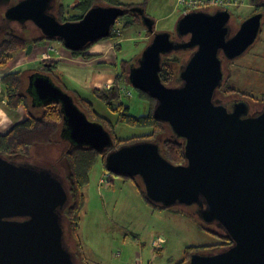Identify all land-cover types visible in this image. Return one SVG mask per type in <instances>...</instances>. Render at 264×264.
Masks as SVG:
<instances>
[{
    "label": "water",
    "instance_id": "obj_1",
    "mask_svg": "<svg viewBox=\"0 0 264 264\" xmlns=\"http://www.w3.org/2000/svg\"><path fill=\"white\" fill-rule=\"evenodd\" d=\"M53 1L20 0L5 16L32 22L38 39L59 41L69 51L109 37L128 11L138 12L150 34L126 77L155 100L153 116L182 139L184 163L167 160L156 141L141 140L107 152L106 171L138 177L148 202L164 209L195 205L200 222L231 241L218 251L190 253L186 264H264V104L250 113L246 99L215 97L224 78L222 57L234 59L254 43L263 13H252L231 34L228 9H189L176 25L177 37L186 39L174 40L168 32H154L152 19L137 6L98 4L79 20L61 22L49 13ZM31 48L27 44L25 51ZM182 50L192 51L178 69L180 83L166 85L159 76L162 57ZM28 90L37 102L59 104L62 133L71 144L98 151L112 144L109 132L48 74L31 75ZM67 202L63 181L50 168L0 155V264H74L60 215Z\"/></svg>",
    "mask_w": 264,
    "mask_h": 264
},
{
    "label": "rangeland",
    "instance_id": "obj_2",
    "mask_svg": "<svg viewBox=\"0 0 264 264\" xmlns=\"http://www.w3.org/2000/svg\"><path fill=\"white\" fill-rule=\"evenodd\" d=\"M121 1L123 3H140L145 1L143 10L153 21V31L168 32L172 34V38L176 40L178 39L176 35L177 22L181 15L189 10L179 3L180 0ZM63 2L65 4L64 16H67L69 12L72 11L75 0H63ZM253 2V0H217L216 3L209 4L204 9L208 11H214L222 7L228 9L231 14L230 33L232 34L237 30L239 24L251 15V11H253ZM56 10V8L53 10L54 14L57 13ZM262 20H264V17ZM116 24L115 27L120 31V23L116 22ZM33 32V37L41 36L38 29H35ZM149 39L150 34H148L144 23L139 20L131 27L123 28L121 37L117 40L110 37L100 39L96 42L99 44L96 45L93 50L104 51L107 49L108 43L114 44V46H112L114 48L113 62L116 64V67L114 66L116 71L121 69L122 60L129 61L133 59V61L131 60L126 66L127 73L129 65L135 63L134 60L139 56ZM115 42L120 45L119 48H116ZM96 43L92 44V46ZM37 44L42 47H53L52 50L48 51L55 52L54 47L64 49L62 44L56 40L46 39ZM37 44L35 43L34 45L36 46ZM18 51L24 52L26 54L25 56L29 58L34 56L36 52V50H32L27 53L22 49L15 51L6 69H8L11 64L17 62L18 58L22 57V55H16ZM67 51L72 56V51ZM191 51L192 50H188V53L190 54ZM111 52L113 54V49H111ZM189 54H184V57H180L182 62H180L178 69ZM167 56L173 59V57L180 56V53L172 52ZM25 60H28L29 64H23L20 68H17V70L24 72L21 85L22 92L30 95L28 90L30 76L39 72L38 69L41 64H38L39 61L36 60ZM53 60V58L49 59V57H47L40 61L50 65L56 63V61ZM2 69H4V67ZM115 70H113V73ZM222 70L224 75L223 81L227 76L231 87L243 93L248 92L253 96L254 102L246 99L249 112L254 113L259 111L264 104V28L259 32L254 43L240 56L234 59L222 57ZM61 72L63 82L68 89L78 90L81 95L89 98L98 112L109 116L111 119L115 117L114 113L110 111L108 114L107 106L91 92L92 88L105 90L113 85V81L105 86L100 85L93 87L94 84H91L90 87H92L87 89L88 84L84 81L82 82V80L85 78L88 79V77H86L88 74L85 73L83 68L64 64L61 68ZM74 73L77 74L79 79L74 78ZM179 83L178 81L176 85ZM120 88L122 90L120 101L129 106L130 113L135 115L147 113V103L139 98L137 91L128 84V80L126 84L122 85ZM125 91H129L131 95L127 96ZM3 94L4 93H2V95ZM215 94L216 98H219L222 102H229L230 100L241 98L235 94H231L227 97L221 94L218 95L219 93ZM30 96L32 97V95ZM32 102L35 103V100ZM164 129L166 130L167 127L164 126ZM1 131L5 132L7 130L2 129ZM146 132H148L147 129L115 124L113 133L117 138L126 139ZM56 138V142L49 145H33L30 148L28 156L15 157L12 161L16 163H28L40 167H51L50 164L58 162V159L62 156L68 144V137L64 133L60 132ZM162 139V134H158L157 142H160ZM99 164L100 160H97L91 169L90 177L91 175L93 176L94 172L99 168ZM64 174V171L61 169V172H59L60 178L66 183ZM105 177L108 178V181H103ZM110 178H112L113 182L115 181V185L119 180H122V182H128L133 186L131 181L111 176L105 171L99 179V182L101 179L103 181L100 185L102 187L105 185L108 186L111 183ZM116 188L117 187H115V191H106V195L104 193L103 203H101L102 201L99 199L96 191L90 190L88 200L85 199L80 218V220L83 221L85 230L83 232L82 228L79 230L82 253L77 251L76 242L71 240V237H68L67 223L62 218L63 239L67 246H69L71 252L74 253L77 251L80 253L83 264H174L184 256V251L189 246L208 245L216 242L215 236L201 230L196 223L177 212L181 211L186 214L196 215L194 214L196 210L195 205L176 204L172 206L174 211L172 208L171 210H152V208H149L147 205L140 203L138 200H134L126 186L119 189ZM133 188L135 187L133 186ZM147 207L149 209H147ZM76 264H81V262L77 259Z\"/></svg>",
    "mask_w": 264,
    "mask_h": 264
},
{
    "label": "trees",
    "instance_id": "obj_3",
    "mask_svg": "<svg viewBox=\"0 0 264 264\" xmlns=\"http://www.w3.org/2000/svg\"><path fill=\"white\" fill-rule=\"evenodd\" d=\"M253 1V11H251V14L254 12H262L264 17V0ZM144 2L123 3L121 0H75L72 11L69 12L67 16H64L65 4L63 0H55L57 19L61 22L79 20L92 6L98 4L114 5L126 8L137 6L140 9H144ZM195 8H205V6L203 4H199L196 5ZM141 19V16L136 11L126 12L123 16L116 20V22L120 23V31L116 32L114 30L115 25H117L115 22L109 37L116 40L119 39L121 37L123 28L131 27L135 24V22H138L139 20L141 21ZM262 28H264V20H262L261 29ZM6 37L7 40H5L0 45V69L5 67L7 62L12 58V54L15 51L24 49L26 43L19 37ZM43 40H46V38L42 37L40 39L34 40L33 42L39 43ZM92 44L88 45L82 50L72 51V56L77 58L81 57L82 59L91 58L93 54L87 53V50ZM115 45L116 48H119L120 46L118 43ZM178 53H180V56L173 57L174 60L167 55L162 57L159 76L161 81L166 85H174L179 81L177 69L180 62H182L180 57H184V54H189L187 50L178 51ZM131 60L133 61V59H130L129 61H121L122 67L116 72L113 85L111 87L105 90L99 88L91 89V92L94 94V96L99 98L107 106L108 114L109 111L114 113L115 117L113 119L103 113L98 112L94 108L92 101H90L89 98L81 95L78 90L68 89L65 84L59 80V77L55 73L57 62L50 64V71H53L54 73L53 79L55 83L60 85L64 91H67L71 95L75 104L86 114L88 119L100 123L104 129L109 132L112 138V144L101 151L86 146H76L67 140V147L63 151L62 156L58 159V162L50 164L51 167L46 166L47 168L52 169L58 175L61 169L65 173L66 183L63 182V184L68 193V202L63 210H61L60 215L67 223L69 233L74 242H76L77 251L80 253L82 252L78 231L82 208L85 203V194L83 189L90 182L91 169L97 160H100L104 171L107 174L119 177L106 171L104 167V158L107 152L114 150L123 144H128L135 141L149 140L157 142L158 134H162L163 139L160 142H157L161 154L173 164L184 163L182 139L175 136L167 124L159 121L153 116L152 110L155 100L152 97L143 91L135 89L139 95V98L143 99L148 106L147 113L139 115L130 113L129 106L126 103L120 101V96L122 95V90L120 87L125 85L127 82L126 66ZM43 63L44 62H40L41 65ZM44 71L48 72L47 69ZM22 76L23 72L21 70L9 71L0 76L1 88L5 93L6 107L9 110L17 111L18 107L23 106L25 110V116L23 119L13 123L7 131L3 133L0 132V155L10 160L15 157L28 156L30 148L33 145H49L56 142V136H58V134L62 132L63 129L62 114L59 104L55 102L43 103L37 102L35 100L33 105L32 101L34 99H32L30 95L23 93L21 90V85L23 82ZM216 93H219L218 95L221 94L224 97L235 94L243 99L254 102V98L250 93H243L242 91L231 87L229 85V79L227 76L225 77L222 84L217 88ZM115 124H122L132 128L147 129L148 132L138 136L121 139L117 138L113 133ZM164 126L167 127L166 130L164 129ZM119 178L131 181L142 200L146 203V205L150 206L152 210H165L158 204H152L148 202L144 196L143 186L138 177ZM168 210H171V208ZM177 212L178 214L184 215L186 218H189L191 221L196 223L201 230L215 236L216 242L208 245H199L194 247L189 246L185 249L184 256L174 264H186L189 255L192 252L218 251L231 244L228 236L221 229H218L212 225L203 224L196 215L186 214L181 211Z\"/></svg>",
    "mask_w": 264,
    "mask_h": 264
},
{
    "label": "crops",
    "instance_id": "obj_4",
    "mask_svg": "<svg viewBox=\"0 0 264 264\" xmlns=\"http://www.w3.org/2000/svg\"><path fill=\"white\" fill-rule=\"evenodd\" d=\"M215 1L217 2V0ZM129 3H134V2H129ZM207 5L209 4H206L204 6L206 7ZM98 44L96 43L93 46L91 45L90 48L87 50V53L93 54V56L87 60H83L77 57H72L70 53L63 46L62 47L64 49L54 47V50H55L54 52V51H48V50H52L53 47H49V46L42 47V46H39V44H37L36 46L33 45L30 51L36 50L34 56H31V58H29L28 56H25L26 54L24 52H19V51L16 52L17 53L16 55H22V57L18 58L17 62L11 64V66L8 69H6L9 63L8 61L4 69L0 70V76L6 72L17 70V68H20L23 64H29V61L25 59L40 61L44 58V56H47L49 57V59L53 58L54 59L53 61L57 62L56 74L59 77L60 81L63 82L61 68L64 66V64H70V65L83 68L85 73L88 74L86 76L88 77V79L85 78L82 80V82L84 81L86 84H88L87 89H90L92 87V86L90 87L91 84H94L93 87H97L100 85L105 86L106 84L112 83L114 79V75L118 71L114 69V66L116 67L115 62H113L114 48L112 46H114V44L108 43V47L104 51L103 50H99V51L93 50L94 47H96V45ZM111 49H113V54L111 52ZM40 62H38V64ZM113 70H115L114 73H113ZM74 78L79 79L76 73H74ZM2 93L4 92L1 88V83H0V131L2 129L8 130L13 123L23 119V117L25 116V110L23 106L18 107L17 111H12L7 108L5 104V93L3 95ZM1 132H4V131H1ZM98 167L99 168L96 170V172H94V175L93 176L91 175L90 183L85 187V190H84L85 191L84 194L86 196L85 199L88 200L90 196V190L96 191L97 195L99 196V199L102 201L101 203H103L104 193L106 195V191H115V187H117L116 189H119V188L126 186L127 190L129 191L130 195L134 198V200H138L140 203L146 205L145 202L140 197L137 190L133 188V186H131L128 182H122V180H119V182H117L115 185L114 184L115 181L113 182L112 178H110L111 184L108 186L104 184L105 186L102 187L100 185L103 182L102 179L99 182V179L102 177L104 173V168L101 162ZM95 182H96V185H95ZM148 207L150 208V206ZM148 207L147 209H149ZM80 228H82V232L85 230L82 220H80L79 230ZM78 236H79V231H78ZM79 240H81L80 236H79Z\"/></svg>",
    "mask_w": 264,
    "mask_h": 264
},
{
    "label": "flooded vegetation",
    "instance_id": "obj_5",
    "mask_svg": "<svg viewBox=\"0 0 264 264\" xmlns=\"http://www.w3.org/2000/svg\"><path fill=\"white\" fill-rule=\"evenodd\" d=\"M18 1L20 0H0V45L7 40L6 36L9 37H19L21 40H24L25 43V47L22 50H25L27 44H32V46L35 44L33 41L38 39V37H33L32 35L34 34V30L37 29L32 22L30 21H25V22H18V21H14L11 19H8L5 14L7 9L16 4ZM56 8V4H55V0L52 2V7L49 9V13H53V10ZM56 13V12H55ZM55 17L57 18V13L54 14ZM116 26V25H115ZM186 39V37H182V38H178L177 40H184ZM176 40V39H174ZM40 62V61H39ZM40 64V63H39ZM48 70L44 71V70ZM50 65L47 63H43L41 66H39V73L40 72H45L46 74L49 75V77L52 79V81L55 83L53 77H54V73L53 71H50ZM24 73V72H23ZM22 81H23V76H22ZM31 95V94H30ZM32 99H34V97L32 96ZM32 104L34 105V103L32 102ZM61 172V170H60ZM65 177V174H64ZM68 229V228H67ZM68 237H71L69 230H68ZM71 240L72 237H71ZM64 241V240H63ZM64 245L68 248L69 250V246H67V244L64 241ZM70 251V250H69ZM76 252V253H75ZM74 253L70 251L72 259H73V263L76 264L77 259L79 262H81V264H83L82 260H81V255L79 252L75 251ZM85 264V263H84Z\"/></svg>",
    "mask_w": 264,
    "mask_h": 264
},
{
    "label": "built area",
    "instance_id": "obj_6",
    "mask_svg": "<svg viewBox=\"0 0 264 264\" xmlns=\"http://www.w3.org/2000/svg\"><path fill=\"white\" fill-rule=\"evenodd\" d=\"M181 5H184L185 7H187V9H193L196 7V5L199 4H214L216 3L215 0H180L179 2ZM189 7V8H188ZM116 32H119L118 28L114 29ZM47 56H44V58H46ZM126 95H131V93L129 91H125ZM103 181H108V178L105 177ZM107 184V183H106Z\"/></svg>",
    "mask_w": 264,
    "mask_h": 264
},
{
    "label": "bare ground",
    "instance_id": "obj_7",
    "mask_svg": "<svg viewBox=\"0 0 264 264\" xmlns=\"http://www.w3.org/2000/svg\"><path fill=\"white\" fill-rule=\"evenodd\" d=\"M52 170V169H51ZM53 171V170H52ZM54 172V171H53ZM57 174V173H56ZM170 208H172V207H170ZM169 208H165V210H168ZM62 218V217H61ZM61 222H62V220H61Z\"/></svg>",
    "mask_w": 264,
    "mask_h": 264
},
{
    "label": "clouds",
    "instance_id": "obj_8",
    "mask_svg": "<svg viewBox=\"0 0 264 264\" xmlns=\"http://www.w3.org/2000/svg\"><path fill=\"white\" fill-rule=\"evenodd\" d=\"M116 28V27H115Z\"/></svg>",
    "mask_w": 264,
    "mask_h": 264
}]
</instances>
